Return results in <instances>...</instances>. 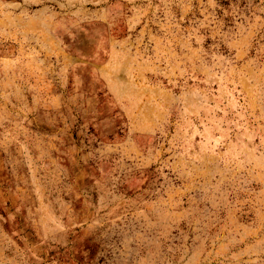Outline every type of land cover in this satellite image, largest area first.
<instances>
[{
  "label": "rangeland",
  "instance_id": "rangeland-1",
  "mask_svg": "<svg viewBox=\"0 0 264 264\" xmlns=\"http://www.w3.org/2000/svg\"><path fill=\"white\" fill-rule=\"evenodd\" d=\"M0 264H264V0H0Z\"/></svg>",
  "mask_w": 264,
  "mask_h": 264
}]
</instances>
